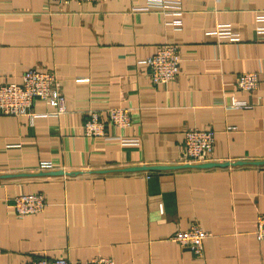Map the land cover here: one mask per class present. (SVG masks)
I'll return each mask as SVG.
<instances>
[{
    "label": "crops",
    "instance_id": "0c3cea01",
    "mask_svg": "<svg viewBox=\"0 0 264 264\" xmlns=\"http://www.w3.org/2000/svg\"><path fill=\"white\" fill-rule=\"evenodd\" d=\"M147 3L0 0V84L51 70L68 108L58 115L36 100L32 117L0 113V264L99 255L116 264H264L255 234L264 212V0H183L181 16ZM220 25L238 39L220 36ZM164 44L178 47L180 72L154 84L143 61ZM244 72L259 74L255 90L237 89ZM115 107L130 108L127 127L85 135L92 110L106 120ZM195 127L216 132L209 161L230 164L129 170L187 165L184 133ZM35 192L44 210L18 216L13 198ZM193 222L208 232L203 256L171 238Z\"/></svg>",
    "mask_w": 264,
    "mask_h": 264
},
{
    "label": "built area",
    "instance_id": "2783aa9c",
    "mask_svg": "<svg viewBox=\"0 0 264 264\" xmlns=\"http://www.w3.org/2000/svg\"><path fill=\"white\" fill-rule=\"evenodd\" d=\"M62 3L91 2L97 3L103 0H58ZM183 0H148L145 9H155L164 14H183ZM261 20H264L262 15ZM180 23V20L176 21ZM179 25V24H178ZM259 33H264V26L258 28ZM217 33L220 36L237 40L229 26L220 25ZM149 67V75L154 84H166L174 81L180 72L181 57L178 47L173 44H164L157 48L155 53L143 61ZM259 74L256 72L241 73L236 80V87L240 91L249 92L258 87ZM36 100H42L55 107L54 114L65 113L67 108L66 97L58 86L57 75L51 70L29 69L24 72L21 82L0 84V113L7 115L33 116L32 108ZM231 105L235 107L248 106L246 101L232 98ZM131 122L130 108L115 107L108 110L107 119H102L100 111L92 110L84 123V133L88 137H100L106 134L107 123L117 127H127ZM215 130L212 128H189L184 133V141L181 149L180 162L187 164H199L211 159L215 144ZM124 145H138L137 138H121ZM41 167L52 169L54 165L49 161H43ZM47 205L42 193L18 194L13 198L12 208L18 216H26L44 210ZM255 234L260 240H264V212L259 213L256 219ZM208 232L193 222L187 229L176 230L172 239L182 247L190 248L196 255L203 256L204 241ZM27 264H116L107 256H96L87 261L71 263L66 257H41Z\"/></svg>",
    "mask_w": 264,
    "mask_h": 264
},
{
    "label": "water",
    "instance_id": "95a60500",
    "mask_svg": "<svg viewBox=\"0 0 264 264\" xmlns=\"http://www.w3.org/2000/svg\"><path fill=\"white\" fill-rule=\"evenodd\" d=\"M240 163V162H239ZM230 163H216V162H205V163H199V164H187V165H144V166H137V167H131L129 170H153V169H167L172 167H181V166H195V167H212L216 165H227ZM63 171H53V173H62Z\"/></svg>",
    "mask_w": 264,
    "mask_h": 264
}]
</instances>
